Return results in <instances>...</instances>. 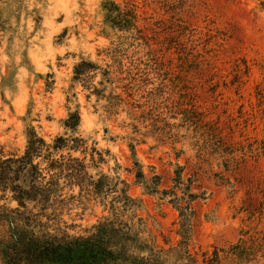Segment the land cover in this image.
I'll return each instance as SVG.
<instances>
[{"label":"rangeland","instance_id":"374dc122","mask_svg":"<svg viewBox=\"0 0 264 264\" xmlns=\"http://www.w3.org/2000/svg\"><path fill=\"white\" fill-rule=\"evenodd\" d=\"M80 59L98 67L86 83L73 80ZM75 109L66 136L85 152L72 155L127 184L142 238L176 246L179 217L135 172L146 185L156 175L160 193L179 166L197 196L190 254L264 264V0H0V154L21 155L30 128L63 136ZM66 192L34 210L51 231L82 236L110 217L99 199Z\"/></svg>","mask_w":264,"mask_h":264},{"label":"trees","instance_id":"16d2710c","mask_svg":"<svg viewBox=\"0 0 264 264\" xmlns=\"http://www.w3.org/2000/svg\"><path fill=\"white\" fill-rule=\"evenodd\" d=\"M97 70L91 61L80 59L73 67V80L86 83ZM93 91L98 95L95 87ZM79 125V110H68L62 121L63 136L46 142L30 128L21 155L0 154V201L16 203L14 209L0 205V264H219L217 252L210 258L204 257L200 263L188 250L190 222L194 216L190 203L197 196L190 193L192 178L186 179L187 186L183 183L182 167L177 166L174 171L173 189L160 193L156 175L146 185L142 171L135 172V179L150 194L170 195L173 201L169 203L178 213L180 241L164 250L142 238V233L127 219L126 212L136 207L127 193V184L104 174L91 175L90 168H95L93 155L88 163L85 157L72 155L81 149L80 152H85L81 138L66 136L68 131L76 133ZM96 154L101 160L100 154ZM75 189L80 198L86 195L107 205L110 217L82 236L51 231L34 210L38 207L45 212L66 200V191ZM176 190L182 196H177ZM30 204L32 209H28ZM231 254L235 255L234 251Z\"/></svg>","mask_w":264,"mask_h":264}]
</instances>
